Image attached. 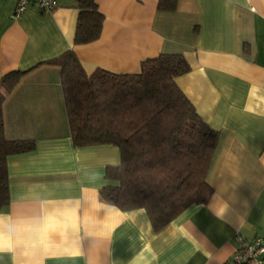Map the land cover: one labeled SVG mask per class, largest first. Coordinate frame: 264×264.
<instances>
[{"label":"crops","instance_id":"crops-1","mask_svg":"<svg viewBox=\"0 0 264 264\" xmlns=\"http://www.w3.org/2000/svg\"><path fill=\"white\" fill-rule=\"evenodd\" d=\"M40 11L0 0V78L24 73L2 104L8 140L30 151L6 158L8 203L0 209V264H223L239 234L264 239V0H96L99 37L73 45V0ZM72 50L83 69L135 72L160 53L184 56L176 77L198 115L218 132L206 171L208 201L160 229L143 208L100 198L112 144L74 147L60 60ZM261 264H264L262 262Z\"/></svg>","mask_w":264,"mask_h":264},{"label":"trees","instance_id":"trees-1","mask_svg":"<svg viewBox=\"0 0 264 264\" xmlns=\"http://www.w3.org/2000/svg\"><path fill=\"white\" fill-rule=\"evenodd\" d=\"M73 2V45L96 40L104 18L96 0ZM173 6L174 0L158 1L159 8ZM189 70L184 56L176 53L146 57L135 72L98 66L87 73L72 50L60 60L72 144H112L119 149V164L105 168L100 198L121 210L145 209L156 230L188 206L206 203L212 193L206 171L218 132L176 84V77ZM23 73L11 70L0 78V209L8 203L7 156L34 148L33 140H8L3 132L4 98Z\"/></svg>","mask_w":264,"mask_h":264},{"label":"built area","instance_id":"built-area-1","mask_svg":"<svg viewBox=\"0 0 264 264\" xmlns=\"http://www.w3.org/2000/svg\"><path fill=\"white\" fill-rule=\"evenodd\" d=\"M28 5H35L38 10L46 11L57 7L56 0H16L13 15L17 16L24 11ZM237 246L233 254L223 264H241L249 261L250 264H261L264 260L257 257L264 253V239L256 237L246 240L241 235H236Z\"/></svg>","mask_w":264,"mask_h":264},{"label":"water","instance_id":"water-1","mask_svg":"<svg viewBox=\"0 0 264 264\" xmlns=\"http://www.w3.org/2000/svg\"><path fill=\"white\" fill-rule=\"evenodd\" d=\"M257 260H264V253H262L260 256L257 257Z\"/></svg>","mask_w":264,"mask_h":264}]
</instances>
